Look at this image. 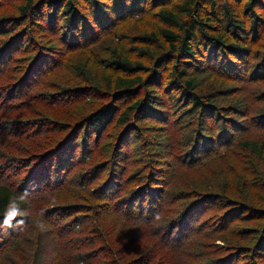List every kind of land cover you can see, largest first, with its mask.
Returning a JSON list of instances; mask_svg holds the SVG:
<instances>
[{"label": "trees", "instance_id": "1", "mask_svg": "<svg viewBox=\"0 0 264 264\" xmlns=\"http://www.w3.org/2000/svg\"><path fill=\"white\" fill-rule=\"evenodd\" d=\"M207 1L208 9L204 7L206 13L201 15V0H25L24 4L17 7L20 16L18 20L0 19V75L15 69L18 59L13 58L12 51L30 46L34 52L39 47L35 56L29 57L23 76H19V82L12 85L13 88L25 84L28 86L36 76L34 72L41 71L47 64H51L47 59L44 60L49 47L36 44L38 38L49 36L50 40V35L53 34L58 37L63 47L75 49L94 40L92 38L98 34V26L100 33L132 14L145 13V17L153 15L158 17L163 25L159 33L145 38L148 44L140 47L143 58L117 53V57L108 61L107 67L113 73L103 76V85H93V88L102 94H108L110 101L90 112L79 123L80 126L74 128V124L63 129V132L70 129L72 132L65 137L64 134L61 135L62 139L53 144L51 150L39 153V161L48 162L45 170L39 169L36 166L38 164H35V167L28 165L25 173H31L30 176L21 177V167L16 164H6L9 169L7 173L3 172L5 166L0 168V176L3 178L0 182V222L3 220L9 199L16 193L28 190L32 194L31 201L39 203L42 198L69 187L73 176L67 169L73 162L71 157L85 158L92 151L91 135L95 145L97 137L111 124H114L122 135L117 139L116 145H111L109 140H103L99 149L102 155L106 156L101 168L109 170L112 179L116 176L115 173L119 172L118 168L123 166L125 156V152L120 156L122 151H119L118 145L123 143L130 129L137 130L132 121L139 125L141 121L152 120L169 127L175 125L186 131L188 138L185 139L187 150L184 155L189 158L188 169L191 164L206 163L208 158L207 162H211L210 157L213 154L217 156L221 154L220 150H230L234 145L258 157L264 166V124H252L262 131L263 136L259 138L262 141L241 139L235 142L242 133V126L224 122L228 119L227 116H233V106L231 109L220 107L216 104L215 94L198 92V88H202L204 75L213 73L209 70L210 67H225L224 62L232 61L240 54L248 52L244 45L250 37L251 40L258 37L259 24H264V16H260L261 10L264 11V5L261 6L264 0ZM200 56L205 58L202 60ZM185 59L190 61L184 63ZM260 66L259 70L264 66V62ZM189 69L195 72L189 73ZM9 87L12 88L10 85L6 89ZM73 91L78 92V89ZM76 95L77 93L63 94L57 99L58 105L70 103L76 99ZM211 116H215L217 123H209ZM260 118L264 119V112ZM46 125L54 126L51 131L53 133L59 134L61 131L55 124ZM24 127V124L16 122L10 131L14 132V135H23ZM27 128L29 131L37 130L33 124L27 123ZM245 131H248V128ZM78 135H81L79 140ZM138 142L145 145L149 143L144 137L138 138L134 143L135 147ZM144 144L141 146L145 147ZM149 157L150 152L146 149L144 159L139 161L144 162L145 158ZM154 161H157L156 157L151 161L145 160L142 164L143 170L135 176L144 182L137 193L144 201L129 203L126 209L122 208L119 217L124 218L122 220L127 223L144 224L141 222L142 217L136 216V212L142 215L138 212L144 210L149 202L159 205L166 192L167 186L162 185L160 181L170 172L168 169L160 172L158 164ZM53 162L57 166L54 171L49 170ZM14 178L18 179V184L10 180ZM112 179L104 189H108L109 185L112 189L113 185H116L115 182L112 183ZM238 183L236 187L235 179L225 180L222 185L217 184L219 189L208 187L207 184L185 190V193L188 192L185 200L189 201V205L186 210L178 211L179 218L170 222L162 234L161 245L168 249L170 254L161 257V263L195 264L196 260L211 256L214 258L206 260L203 264H236L233 257L238 252H244L238 261L239 264H261L262 255L258 251L264 242V224L261 228L251 227L249 224L256 220L264 221V213L258 211L254 203L258 198L260 202H264V183L250 179L246 181L244 178L238 179ZM160 185L163 190L158 188ZM232 186L240 191L236 200L224 197L226 190ZM255 189L261 191L259 196ZM103 195L102 201L112 193L106 192ZM139 203L141 207L137 205ZM121 205L114 204L111 208L119 210L123 206ZM30 206L31 204L24 207ZM211 209L223 210L224 213L210 217L205 215L203 220L201 215L207 214ZM57 212L59 217L56 220L64 217L67 223L63 227L64 234L80 227L78 221H69L75 217L72 207H60ZM47 216L44 213L45 220ZM24 219L25 224L19 227L15 226L16 221H13L12 228L4 227L0 223V264L1 259L9 253H15L17 256L23 254L27 259L34 256L37 263L44 262L45 254L41 250L44 245L41 235L36 233L33 217ZM48 224L55 226L50 222ZM226 224L228 228L224 227ZM226 230L229 231L228 235L218 239L225 243V247H229V251H219L220 247L205 246L204 255L199 256V250L207 238L212 240L213 235H219ZM133 234L145 233L135 230ZM23 240L31 243L29 249L23 250V247H19ZM32 244L37 247L36 252H31ZM133 246L134 244L131 250ZM148 254L153 255V248L148 250Z\"/></svg>", "mask_w": 264, "mask_h": 264}, {"label": "rangeland", "instance_id": "2", "mask_svg": "<svg viewBox=\"0 0 264 264\" xmlns=\"http://www.w3.org/2000/svg\"><path fill=\"white\" fill-rule=\"evenodd\" d=\"M24 2L25 0H0V19L14 20L17 18L15 20H18L20 16L17 7ZM207 2V0H201V15L206 13L205 8L208 9ZM263 5L264 2L261 6L263 7ZM260 16H264L263 10H261ZM259 26L258 37L253 40L250 37L247 44L244 45L248 52L235 57L234 61L224 62L225 67H210L209 70L213 73L205 74L202 88H198V92L202 94H215L218 106L229 109L233 106L234 110L231 113L234 117L227 116L228 119L224 122L242 126V133L234 140L235 142L241 139L262 141L259 139L263 136L262 131L252 125L264 124V119L260 118L264 112V74H261L264 73V66L259 70L260 64L264 62L263 22ZM162 27L158 17L153 15L145 17V13H143V15L132 14L100 33L98 26V34L95 33L97 35L92 38L94 40L75 49L63 47L58 37L53 34L50 35V40L49 36L36 38L38 40L35 42L36 44L38 43L41 47L46 45L49 47L44 60L47 59V62H51V64H47L41 71L34 72L36 76L28 86L25 84L17 88H13L12 85L19 82L18 78L23 76V70L29 62V57L35 56L39 47L34 52L30 46H24L16 52L12 51L13 58L18 59L15 69L0 75V104H2L0 106V128H2L0 130V168L5 166L3 172L9 171L6 164L20 166L21 177L26 175L25 169L28 165L38 164L36 166L39 169L45 170L48 162L39 161V153L51 150V146L62 139L61 135L64 134L65 137L72 132L71 129L63 132V129L74 124V128H76L90 112L95 111V108L110 101L108 94H102L93 88V85H103L102 77L113 73L107 67L108 61L117 57V53L143 58L140 47L148 44V40L145 38L159 33ZM205 56L200 57L203 60ZM187 60L190 61L185 59L184 63L188 62ZM188 71L189 73L195 72L190 69ZM253 72L255 74H251ZM10 85L12 88L6 89ZM77 89L78 92L73 91ZM62 93H77L76 99L64 106L58 105L59 100L57 99H60ZM209 120H211L209 122L211 124L217 123L215 116H211ZM16 122L24 124L23 135H14V132L10 131ZM27 123L35 125L37 130L29 131ZM46 124H55L60 127L61 131L59 134L53 133L51 131L54 126ZM132 124L137 130L130 129L126 139L118 145L119 151H122L120 156L123 155V152H125V156L122 161L123 166L118 168L119 172L115 173L116 176L113 179L109 170L101 168L106 156L102 155L99 149L103 140H109L111 145H116L117 139L122 135L121 131L111 124L97 137L95 145L93 144V135H91L92 151L85 158L84 156L81 158L71 157L73 162L67 168L73 175L69 187L42 198L39 203L31 201L28 217L32 219L41 210H45L44 213L48 215L46 221L55 225L44 233L36 229V233L41 235L45 247V249L41 248L45 254L44 262L41 264H125V261L127 264H163L160 262V258L168 256L170 251L161 245L162 234L170 222L179 218L178 211L181 212L188 208L189 201L185 200V195L188 192L185 193V190L207 184L208 187L219 189L217 184L222 185L225 180L232 181L234 179L237 187L240 178L264 183V166L259 158L237 145H234L230 150H220L221 154L217 156L213 154L210 157L212 158L211 162H207L208 158L206 163L191 164V168L188 169L189 158H185L184 155L187 150L185 139L188 138V135L186 131L175 125L169 127V125H162L152 120L141 121L139 125L132 121ZM246 128L248 131H245ZM142 137L149 143L147 145L143 143L145 147H142L143 144L138 142L135 147L136 140ZM80 138L81 135H78L77 140ZM146 149L149 150L150 157L145 160L151 161L153 157H156L157 161L154 162L158 164L159 171L168 169L170 174L161 178L160 182L167 188L159 205L156 202L147 201L149 205H145L146 208L138 212L142 215L136 212V216L142 217L141 222L144 224H130L122 220L124 218L120 219L119 216L122 208L126 209L127 204L143 203L144 201L137 194L144 182L135 176L143 170L142 164L145 160L144 162L139 160L144 159ZM32 154L34 155L30 156ZM65 156L68 158V155L65 154ZM55 164L53 162L49 170L54 171V168L57 167ZM89 170L95 171L89 172ZM30 174L28 173L26 176H30ZM111 179L112 183L115 182L116 185H113L112 189L111 185L108 189H104L103 187ZM2 180L3 178L0 176V182ZM10 180L15 182L14 184H18L17 178ZM33 185L35 186V184ZM162 185L158 187L160 190H163ZM106 192H111L112 195L104 198V203L102 198ZM239 192L232 186L226 190L224 197L236 200ZM255 192L258 196L261 194L259 189H255ZM118 203L123 205L119 210L111 208ZM140 203L137 205L140 206ZM254 203L257 205L258 211L264 213V202H260L258 198ZM60 207H72L75 211V217L70 218L69 221L76 220L80 223V227L76 228V231L71 233L67 231L68 234H64L63 227L67 224L64 217L56 220L59 217L57 210ZM223 213V210L211 209L207 214L203 213L201 218L204 220L205 215L210 217ZM263 224L264 221L256 220L249 226L261 228ZM224 227L228 228V224ZM135 230L145 234L135 235L133 234ZM228 233L229 231L226 230L219 235H213L212 240L207 238L199 250V256L204 255L205 246L207 248H225V250L220 248L218 250L229 251V247H225V243L218 239L220 236H222L221 238L226 237ZM31 237L33 238V235ZM30 244L23 240L19 243V247L27 250ZM132 244L134 246L131 250ZM152 248L153 255L151 256L148 254V250ZM30 249H32L31 252H36L37 247L32 244ZM258 252L262 255L260 262L264 264V242ZM244 254V252H238L233 257L234 262L239 264L238 261ZM211 258L214 257H202L196 260L195 264H203ZM1 262L2 264H39L37 260H34V256L32 259H27L26 255L17 256L15 253L5 255Z\"/></svg>", "mask_w": 264, "mask_h": 264}, {"label": "clouds", "instance_id": "3", "mask_svg": "<svg viewBox=\"0 0 264 264\" xmlns=\"http://www.w3.org/2000/svg\"><path fill=\"white\" fill-rule=\"evenodd\" d=\"M32 194L28 190L23 192H18L9 199L7 207L4 212V217L2 225L4 227L12 228L14 227L13 221H16V227L22 226L25 224V219L30 215L28 208L24 207L25 205L31 204ZM44 211L41 210L33 218L34 227L41 233L47 232L50 230L51 225L44 219ZM19 218V219H18Z\"/></svg>", "mask_w": 264, "mask_h": 264}]
</instances>
